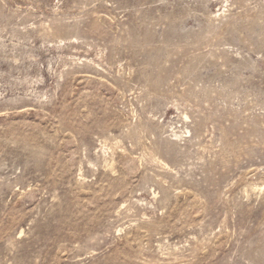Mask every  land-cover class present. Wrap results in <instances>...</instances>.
<instances>
[{"label":"rangeland","instance_id":"374dc122","mask_svg":"<svg viewBox=\"0 0 264 264\" xmlns=\"http://www.w3.org/2000/svg\"><path fill=\"white\" fill-rule=\"evenodd\" d=\"M0 264H264V0H0Z\"/></svg>","mask_w":264,"mask_h":264}]
</instances>
